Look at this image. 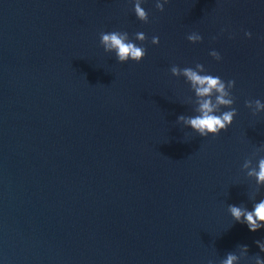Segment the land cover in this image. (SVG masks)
<instances>
[{"label":"water","instance_id":"obj_1","mask_svg":"<svg viewBox=\"0 0 264 264\" xmlns=\"http://www.w3.org/2000/svg\"><path fill=\"white\" fill-rule=\"evenodd\" d=\"M155 5L144 0V23L134 0H0V264L264 258V229L228 211L264 199L243 168L264 156V113L245 103L264 102V0ZM115 30L147 48L143 61L105 52L100 33ZM196 63L236 81L238 115L218 136L178 120L197 98L170 69Z\"/></svg>","mask_w":264,"mask_h":264},{"label":"clouds","instance_id":"obj_2","mask_svg":"<svg viewBox=\"0 0 264 264\" xmlns=\"http://www.w3.org/2000/svg\"><path fill=\"white\" fill-rule=\"evenodd\" d=\"M143 3L144 0H134V13L140 21L149 23V13L142 7ZM167 3H169V0H156L155 6L159 11L163 12ZM245 35L249 38L252 37L250 31L245 32ZM135 39L145 42L148 37L143 32H137L135 33ZM187 39L192 43H198L203 41V36L198 32H193L187 36ZM100 43L105 52L115 53L120 63H126L130 60L139 63L147 55V48L138 46L133 42L127 31L101 32ZM151 43L159 45L160 38L153 36ZM210 55L217 61L222 59L220 53L215 50L211 51ZM170 71L172 75L178 78L184 77L197 98V106L195 108L197 114L195 116L181 115L178 118L179 122L191 127L199 136L204 138L209 135L218 136L222 131H227L238 115V110L234 107L236 97L232 93L236 86V81L228 80L226 82L219 76L208 74L205 66L201 63H196L194 68H181L178 65H174ZM245 103L252 110L254 116L264 113V102L260 99L248 100ZM224 108L229 110L222 111ZM261 151H264V148L257 149L256 157L259 156ZM243 168L248 170L247 174L249 176L255 177L257 185L264 186V156H259L255 166H253L251 158L246 159ZM228 211L236 222L246 224L252 232L264 229V199L255 203L252 210L242 206L229 205ZM255 243L264 252V241L257 240ZM239 247L242 250V254L247 257L249 253L248 246L240 245ZM253 259L255 264H264V258L259 255ZM240 260V255L229 252L227 258L221 260L220 264H234V262ZM209 264H214V262L209 261Z\"/></svg>","mask_w":264,"mask_h":264}]
</instances>
